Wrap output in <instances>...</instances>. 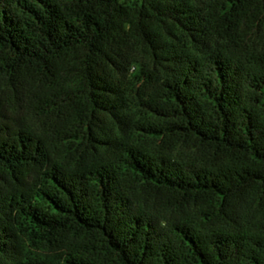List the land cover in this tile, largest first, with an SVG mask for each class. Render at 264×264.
Listing matches in <instances>:
<instances>
[{
    "label": "trees",
    "instance_id": "obj_1",
    "mask_svg": "<svg viewBox=\"0 0 264 264\" xmlns=\"http://www.w3.org/2000/svg\"><path fill=\"white\" fill-rule=\"evenodd\" d=\"M0 264H264V0H0Z\"/></svg>",
    "mask_w": 264,
    "mask_h": 264
}]
</instances>
